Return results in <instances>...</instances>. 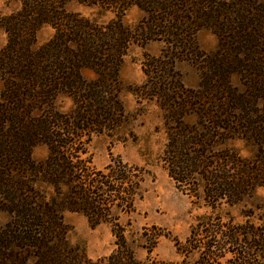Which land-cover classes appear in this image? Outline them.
<instances>
[{
    "label": "trees",
    "instance_id": "1",
    "mask_svg": "<svg viewBox=\"0 0 264 264\" xmlns=\"http://www.w3.org/2000/svg\"><path fill=\"white\" fill-rule=\"evenodd\" d=\"M71 1L98 16L67 9ZM143 12L131 26L123 17ZM111 12L114 16L102 20ZM44 26L54 29L38 45ZM218 38L206 52L197 33ZM7 40L0 48V264H264V215L238 221L225 205L240 204L264 187V0H21L0 15ZM152 40L160 54H145L139 102L161 110L167 142L160 156L178 189L200 198L182 259L136 257L124 217L143 197L146 168L112 157L95 166L91 142L127 120L120 67L130 47ZM192 62L200 81L189 87L176 69ZM91 71L93 77L85 73ZM62 99L71 105L65 108ZM243 141L254 149L244 155ZM48 153L38 160L34 148ZM67 212L93 225L108 224L116 248L90 258L69 240ZM147 230V229H146ZM164 234L156 231L158 240ZM147 242V233H143Z\"/></svg>",
    "mask_w": 264,
    "mask_h": 264
},
{
    "label": "rangeland",
    "instance_id": "2",
    "mask_svg": "<svg viewBox=\"0 0 264 264\" xmlns=\"http://www.w3.org/2000/svg\"><path fill=\"white\" fill-rule=\"evenodd\" d=\"M21 7V0H0V15H8ZM70 11L81 12L87 16H98L97 8L88 7L71 1L67 5ZM114 16L107 12L102 20ZM143 16L142 10L137 6L129 9L123 17L127 25L138 24ZM51 26H44L38 31V45L46 42L53 35ZM7 36L0 30V48L6 43ZM198 46L210 52L218 44L217 36L210 29H202L196 35ZM163 43L152 40L146 44H133L125 55L120 67L122 81L121 98L128 114L127 120L115 132L96 136L91 142L90 149L96 167L103 168L112 157L121 156L123 160L146 168L145 178L142 182L143 197L136 202V211L130 217H124L123 223L127 225L126 234L134 247L138 259L144 260L148 255V247L153 245L151 256L166 261H178L182 254L178 251L176 240L185 242L192 226L198 216L208 208L204 201L178 189L164 166L160 156L167 142L160 108L154 102H139L134 88L142 84L146 76L142 69L145 54L158 55ZM176 69L186 86L195 87L200 81L197 67L187 60L178 61ZM93 77L91 71L85 73ZM61 104L69 108L71 101L62 99ZM235 147L244 155H252L254 149L243 141H236ZM48 148L45 144L37 145L33 150L36 159L46 157ZM223 210L229 211L238 221L247 217L244 212L255 211L253 220L264 215V187L258 188L255 193L240 204L230 207L225 205ZM8 215L0 213V224L7 221ZM65 220L70 227L69 240L72 245L84 249L86 254L97 259L109 255L115 248V236L111 226L105 223L93 225L87 217L79 212H67ZM147 229V230H146ZM161 231L163 236L158 240L153 238L155 232ZM147 233V242L143 233Z\"/></svg>",
    "mask_w": 264,
    "mask_h": 264
}]
</instances>
